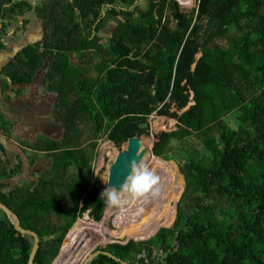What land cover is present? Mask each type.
I'll use <instances>...</instances> for the list:
<instances>
[{"label": "trees", "instance_id": "obj_1", "mask_svg": "<svg viewBox=\"0 0 264 264\" xmlns=\"http://www.w3.org/2000/svg\"><path fill=\"white\" fill-rule=\"evenodd\" d=\"M193 1L190 14L186 0H177L179 19L173 0H0V50L13 20L23 17L27 26L34 10L43 27L39 40L3 66L0 90L8 100L22 95L48 61L44 92L63 104V140L37 139L40 150L62 147L49 153L52 165L39 181L5 190L23 166L0 158V200L40 235L35 264H54L67 247L57 264H76L99 242L106 203L92 171L98 140L106 136L121 148L150 132L154 112L176 118L180 128L157 134L153 146L164 195L129 200L120 231L128 239L96 249L133 264H264V0ZM169 7L174 26L165 18ZM74 53L92 55L96 74L83 61L74 64ZM158 121L154 131L166 127ZM14 124L0 99V132ZM193 136L200 146L185 140ZM173 150L185 181L177 214L171 194L178 189L170 191L162 160L175 159ZM33 243L0 208V264H28ZM142 250L148 260L138 257ZM90 264L122 263L99 254Z\"/></svg>", "mask_w": 264, "mask_h": 264}, {"label": "rangeland", "instance_id": "obj_2", "mask_svg": "<svg viewBox=\"0 0 264 264\" xmlns=\"http://www.w3.org/2000/svg\"><path fill=\"white\" fill-rule=\"evenodd\" d=\"M173 1H174V4H175L174 12L177 13L178 18L181 19L179 14H178V12H177V5H176L177 4V0H173ZM196 1H197V6H198V1L199 0H196ZM186 2H187L188 13L191 14L193 12L194 6H195L194 5V1L193 0H186ZM196 13H197V7H196V10H195L194 16L196 15ZM28 16H29V18L31 20L34 19V18L35 19L38 18L34 14V10L31 11L28 14ZM165 18H166V20H169V25L170 26H174L176 24V22H177V19H178L175 16V14L173 13V9L170 8V7L165 10ZM29 22H31V21H29ZM38 23L39 22L37 21L34 25L31 24L32 26L29 24L30 25L29 28H39V29L43 28ZM29 28L27 30H25V29H20V27H16V28H14V31H12L13 33L17 32L19 38H22V39L24 38L25 39L24 40L25 42L23 40L22 41L20 40V42L18 44L20 47L22 46L23 43H26L27 41H29L30 43H34L35 41H37V38L33 39V37H30L31 33L28 32ZM112 29H113L112 25L107 26V28H105L103 30L104 36H110L111 33H112ZM8 30H10V29H8ZM21 30H22V32H21ZM41 32H42V29H41ZM5 40L9 41L10 38L7 37V38H5ZM221 43L223 45H225V46H230L231 42L228 39H221ZM200 55L201 54L199 53L197 56L199 57ZM91 58H92V55H90V54H88V55L86 54V57H83V59L80 58V56L77 53H74V55L72 56V60H73L74 64L81 63L83 61L84 66H90L89 71L87 72L88 75H90V76L96 74V72L94 71L95 70L96 59L95 58L91 59ZM41 66H42V64H41ZM47 66H48V61L45 63V65L43 67H40L37 71H35L34 80L31 83L32 85L31 84L30 85L26 84L28 90L22 96H19L17 98H13L14 105L17 106V107H14V108L10 109V112H12V113L9 112L10 113L9 117L13 118L12 121H14V122L17 121V122L12 127V129L14 131V132H12L13 133L12 136H15V134H17L18 138H19V141H17V142H21L23 145L26 146L27 149L25 150L26 156L23 154L24 158H25V164L23 165L22 170L19 172V174H17L19 176L14 175L15 178L14 177L12 179L10 178V180L8 178L7 180L10 181L11 185L7 186L5 188V190H9V189L13 188L14 186H16L19 183H21V181L23 182L24 180H22V178H24V176H27L26 179L28 177H34L33 174H34V171L37 168H39V170H44V169H47L48 167H50V164H49L50 161H49V159H48V157L46 155L45 156L41 155L39 157L37 156V162L35 164L31 163V161L29 160L27 155H29V152L31 151L30 150L31 149V147H30L31 145L30 144L33 143V141L39 136V134L49 135V137L52 136L53 140L58 139V134L55 131H50L49 124H48V121H49V115L48 114H46L47 122H46V120L44 122L43 118H41V117H44V118L46 117V116H42L43 114L37 116L36 120H37L38 127H36V131L31 130L30 122H32L31 119L33 118L34 114H33V116L32 115H30V116L28 115L26 117L27 113L25 112V111L28 110V109H25V108L32 103L31 102L32 98L33 97H38V95L41 94V93L43 94L44 106H46L48 104L49 100H52V101H54L55 103H57L59 105V109H61L62 112H63V104L62 103L61 104L58 103V101H57L58 96L54 95L55 92H51V91L50 92H44L45 86H43V82H44V74H45V70L47 69ZM48 95H50V96H48ZM0 96L4 100L7 99L6 94L4 92H2L1 90H0ZM53 98H55V99H53ZM9 100H12V99H9ZM193 103H194V101H191L189 104H193ZM19 106L24 107V109H22V110H21V107H20L21 112L22 111L24 112V113L22 112L21 115L18 114V113H20V110H18ZM174 109H175V107L172 108V110H174ZM38 113L39 112H36V115H38ZM9 117H7V118H9ZM156 118H161V120L164 122L166 127L163 128V129H160L158 131H154L153 127H157L159 125V121L158 122H152ZM226 118L231 122L232 125L236 126V120L234 118L233 113H229L226 116ZM227 119H226V121H227ZM149 122L151 124L149 133H152L153 136L149 137L148 136L149 133L142 135L143 136L144 145L147 147V152H148V157L145 158V159L143 158V159L149 165L150 168L155 169L157 171V174L161 175L160 170H162L163 168L161 166L156 165V163H155V156L156 155L154 154V152L152 150L153 149L152 147H153L155 141L157 140V139L154 138V135L156 136L157 134H160L162 131H175V130L177 131L180 128L178 127V120L176 118L170 117L168 115H158L156 112L152 113L149 116ZM63 124H64V122H63ZM26 126H29V128H30L29 131L31 133L28 131V134H26V132H25V127ZM63 129H64V125H63ZM185 140L187 142L191 143L193 146H200L199 140L197 138H195L194 136L191 137V139L186 138ZM6 142H7L6 138L3 135H0V147L1 148H3V146H5L4 144ZM1 144H3V146H1ZM125 146H126V142L122 145L121 148L117 147L114 144V142L112 140L108 139L106 136L100 137L99 140H98V145L96 147L97 154H96L95 159H94V164H93L92 171H93L94 179H95V177H97V179H98L97 183L100 186H102L104 188V190L108 187L107 186L108 177H109V169L108 168L110 167V164L113 162V160H114L116 154L118 153V151L121 150L122 148H124ZM16 152H17V150L15 148L13 149L12 147H8L7 154L9 153V156H10V159L9 158L8 159L13 164H15V162L18 160L17 157H16ZM147 152L145 154H147ZM5 155H6L5 153H2L0 155V158H4ZM171 155H173V157L175 159H169V160H165V159H162V158L161 159L165 162L166 171L170 175V178H173V181L170 180V182H171L170 191L172 192L174 187H176V189H178V193L176 192L177 191L176 190L175 192L173 191L172 194H171L172 198H173L172 201H171V204H173L176 207V214H177V202L180 199V197H181V195H182V193L184 191L185 181H184L183 174L179 171L178 162L181 161L180 157L178 156V154L176 153L175 150H173ZM176 159L178 161H176ZM1 162L2 161H0V165H1ZM69 168H70L69 169L70 176H72L73 175L72 173L74 171H76L75 167L70 166ZM38 172H41V171H38ZM172 174H173V176H172ZM20 175H22V176H20ZM20 178H21V180H20ZM179 184L181 186H179ZM63 193H62V195H63ZM133 201H135V200H133ZM129 204H130L129 202L127 204H125L126 205L125 216L122 215L121 220L119 221V223L116 226H115V218H117L116 214L115 215H110L109 218L106 220L109 206H108V204H105L104 215H103L102 219L99 220V222L102 221V220H106V226H108L113 232H116V233L114 235L113 234L110 235V233L102 234L101 233L102 222H101L100 226H99L98 238L97 237H93V238H97L99 242L98 243L93 242V243L89 244L84 249L79 261L76 264H79L81 259L86 257V255H88V253L91 250L96 249V247L98 245H102V246L111 245L112 243L109 242V241L112 238H113L112 242H115V241L123 242V241L128 239L127 238L128 234H124L123 236H120V231H121V228H123V226H124V224L126 222V213H127V210L129 209ZM107 206H108V208H107ZM156 211H159V207L156 208ZM87 213H89V212H87ZM85 214L84 215L78 214V218H83L85 216ZM105 214H106V216H105ZM89 219L92 220V218H89ZM126 223H128V221ZM85 226L82 225V229H84ZM164 227H167V226L164 225ZM169 227H171V226H169ZM74 237H75V235H74ZM151 237H153V236L150 235L147 238L149 239ZM64 253H65L64 251L61 252L60 256L54 262V264L58 263V260L60 259V257Z\"/></svg>", "mask_w": 264, "mask_h": 264}, {"label": "water", "instance_id": "obj_3", "mask_svg": "<svg viewBox=\"0 0 264 264\" xmlns=\"http://www.w3.org/2000/svg\"><path fill=\"white\" fill-rule=\"evenodd\" d=\"M180 3V2H179ZM195 66V64L193 65ZM149 137H152V133L148 134ZM154 138L157 137L154 135ZM154 146V145H153ZM153 148V147H152ZM153 150V149H152ZM147 152V147L144 145L142 135H134L128 138L126 141V146L118 151L113 162L109 167V177L107 186H115L119 190V186L123 184L126 176L129 174L130 169L128 168V161L132 159H143L145 153ZM138 155V156H137ZM0 208H2L8 215V218L14 224L15 228L23 234L31 235L34 238V243L32 250L30 252L28 264H35V256L40 246V235L37 231L26 228L22 225L19 215L7 204L0 200ZM87 213V212H86ZM89 215V213H87ZM90 216V215H89ZM99 254H105L115 261L121 262L122 264H133L129 261L117 256L110 250L104 249H94L91 250L86 257L82 259L81 264H90L91 261Z\"/></svg>", "mask_w": 264, "mask_h": 264}, {"label": "clouds", "instance_id": "obj_4", "mask_svg": "<svg viewBox=\"0 0 264 264\" xmlns=\"http://www.w3.org/2000/svg\"><path fill=\"white\" fill-rule=\"evenodd\" d=\"M138 156V155H137ZM129 174L123 184L117 187H107L100 199H103L110 207L123 208L129 200L150 198L152 201L160 199L164 195V184L161 175L150 168L144 159H132L128 161Z\"/></svg>", "mask_w": 264, "mask_h": 264}, {"label": "crops", "instance_id": "obj_5", "mask_svg": "<svg viewBox=\"0 0 264 264\" xmlns=\"http://www.w3.org/2000/svg\"><path fill=\"white\" fill-rule=\"evenodd\" d=\"M31 2H33V3H38V2H40V0H31ZM31 12V11H30ZM30 12H28L27 14H26V17L29 19V21H31V22H28V24H27V26H25V24H24V18L23 17H19V18H17V19H15V20H13V23L11 24V26H10V30H7V32H6V34H4L3 35V37L4 38H7V37H9L10 38V40L8 41V40H5V43H6V45H7V47L5 48V49H1L0 50V78H1V70H2V68H3V66L5 65V64H7L10 60H11V58L12 57H14V55L24 46V45H26V44H28V43H30L29 41H27L26 43H23L22 44V46L20 47L18 44H19V42H20V40L22 41H24L25 39L23 38H19V36H18V34H17V32H15V33H13L12 31H14V28H16V27H20V29H25V30H27L28 28H29V26L32 24V25H34L37 21L39 22L38 24H40L41 25V27H42V22H41V20H39L38 18H34V19H30L29 18V16H28V14L30 13ZM34 14L36 15V13H35V11H34ZM37 16V15H36ZM36 20V21H35ZM14 24V25H13ZM30 24V25H29ZM31 25V26H32ZM41 29L42 28H29V30H28V32H30L31 33V35H30V37H33V39H36L37 38V40H39L41 37H42V32H43V29H42V32H41ZM19 32V31H18ZM21 32H22V30H21ZM20 35V34H19ZM25 42V41H24ZM31 83H29L28 85H30ZM32 85V84H31ZM14 87V86H13ZM24 94V93H23ZM22 94V95H23ZM21 95V96H22ZM54 95H56L57 96V94L56 93H54ZM48 96H50V95H48ZM0 99H2L3 100V102H4V109H5V112H6V115H7V117H9V114L10 113H12V112H10V109L11 108H14V107H17V106H15L14 105V101H13V99L12 100H4L1 96H0ZM53 99H55V98H53ZM43 94L41 93V94H39L38 95V97H33L32 98V100H31V104L29 105V106H27L25 109H28L27 111H25L26 113H27V115H26V117L29 115H32L33 116V114H34V116H33V118L31 119V121L32 122H30V127H31V130H33V131H36V126H37V120H36V118H37V116H39V115H41L40 113H38V115H36V112H40V110L38 109V106L41 104V103H43ZM49 102V104H50V102L51 103H55L54 101H52V100H49L48 101ZM51 105H53V104H51ZM48 106V105H47ZM20 107L21 106H19L18 108V110H20ZM22 109H24V107H21V110ZM21 110H20V113H18L19 115H21V113L23 112H21ZM16 111V110H15ZM10 112V113H9ZM24 113V112H23ZM43 118V117H42ZM9 119H13L12 117H9ZM14 122V121H13ZM17 122V121H16ZM15 122V123H16ZM29 126H26L25 127V132H26V134H28V131H29ZM30 132V131H29ZM1 133V132H0ZM31 133V132H30ZM15 138H17V136L15 137ZM5 146H6V143L4 144ZM4 146V147H5ZM6 148H7V146H6ZM3 153V150H1L0 149V155ZM8 155H9V153H8ZM17 174H19V172L17 173ZM17 176H19V175H17ZM16 176V177H17ZM20 176H22V175H20ZM14 177V176H13ZM13 177H11V179L13 178ZM26 177L27 176H24V178H22V180H25L26 179ZM15 178V177H14ZM29 178V177H28ZM9 180H10V178H9ZM18 180V179H17ZM20 180H21V178H20ZM22 182V181H21ZM14 186V185H13ZM99 226H100V223H99ZM98 232H99V230H98ZM97 232V233H98Z\"/></svg>", "mask_w": 264, "mask_h": 264}, {"label": "flooded vegetation", "instance_id": "obj_6", "mask_svg": "<svg viewBox=\"0 0 264 264\" xmlns=\"http://www.w3.org/2000/svg\"><path fill=\"white\" fill-rule=\"evenodd\" d=\"M27 84H29V83H27ZM12 88H16V86L15 87H12ZM51 104H53V105H51ZM47 105L44 106V103H41L38 106V109L40 110L39 113L40 114H43L42 116H46V114L49 115L48 124H49L50 131H55L58 134V139H56V140H61L62 141L63 140V125H64L63 124L64 120H63L62 110L59 109L58 107H55L56 106L55 103H51L50 102V104H49V102H48ZM43 120H44V122H45V120L47 122V116L45 118L43 117ZM36 127H38V125ZM12 132H14L13 129H11L10 133H6V132L3 133V132H1L0 135H3L6 138V140H7L6 146L12 147L13 149L15 148L17 150L16 157H17L18 160L15 163L19 162L23 166L25 164L24 155L26 156L25 150L27 148L21 142H17V141H19L18 135L15 134V136H12V134H13ZM40 135H43L45 137H49V135L39 134V136ZM16 136H17V138H15ZM38 137L33 141V143L30 144L31 145L30 146L31 147V149H30L31 151L29 152V155H27V157L29 158V160L31 161V163L35 164L37 162V156L39 157L41 155H43V156L46 155L48 157L49 161H50L49 164L51 166L52 165V160L49 157V153L50 152H54V151L61 150L62 147L59 146L58 148H55V149H46V150L42 149V150H40L36 146L37 145V139H38ZM51 137H49V138L53 140V137L52 138ZM6 146H5L4 150H3V153L6 154L4 157L10 159V156L7 154L8 147L6 148ZM33 154H35L36 157L34 158V161L32 162L31 155H33ZM11 164L12 165H15L13 163H11ZM48 169H49V167L47 169H44V170H39V168H37L34 171V174H33L34 177H29L27 179L30 180V181H36L37 182L45 174V172H47ZM38 171H41V172H38Z\"/></svg>", "mask_w": 264, "mask_h": 264}, {"label": "bare ground", "instance_id": "obj_7", "mask_svg": "<svg viewBox=\"0 0 264 264\" xmlns=\"http://www.w3.org/2000/svg\"><path fill=\"white\" fill-rule=\"evenodd\" d=\"M148 157V152H147V154H145V157H144V159L145 158H147ZM109 169V168H108ZM109 206V205H108ZM108 206H107V208H108ZM125 209H126V205H124L123 206V208L121 209V208H117V207H110L109 206V208H108V212H107V218H106V220L109 218V216L110 215H117V218H115V226L119 223V221L121 220V218H122V215H123V212L125 211ZM105 216H106V214H105ZM113 218V219H114ZM106 220H103V221H100V223L102 222V233L103 234H105V233H110V235H114L116 232H113L108 226H106ZM122 229V228H121ZM110 242V241H109ZM75 249H78V247H79V244L76 242L75 243V245L73 246ZM72 247V248H73ZM69 247H67V248H65L63 251L65 252V250H67ZM76 251V250H75ZM81 261H82V259H81ZM80 261V262H81ZM80 262H79V264H80Z\"/></svg>", "mask_w": 264, "mask_h": 264}, {"label": "built area", "instance_id": "obj_8", "mask_svg": "<svg viewBox=\"0 0 264 264\" xmlns=\"http://www.w3.org/2000/svg\"><path fill=\"white\" fill-rule=\"evenodd\" d=\"M139 258H144L146 260H148V256H147V251L146 250H142L139 254H138Z\"/></svg>", "mask_w": 264, "mask_h": 264}]
</instances>
